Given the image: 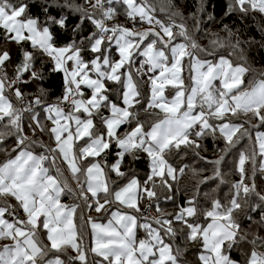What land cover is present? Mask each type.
Segmentation results:
<instances>
[{"label":"snow or ice","instance_id":"snow-or-ice-1","mask_svg":"<svg viewBox=\"0 0 264 264\" xmlns=\"http://www.w3.org/2000/svg\"><path fill=\"white\" fill-rule=\"evenodd\" d=\"M192 2L0 0V264H264V0Z\"/></svg>","mask_w":264,"mask_h":264},{"label":"trees","instance_id":"trees-1","mask_svg":"<svg viewBox=\"0 0 264 264\" xmlns=\"http://www.w3.org/2000/svg\"><path fill=\"white\" fill-rule=\"evenodd\" d=\"M76 3H83L84 0H75ZM178 4L180 6H184L185 4H188L190 5V7L187 9V11L185 12V15L188 14V12L192 11L194 8H195V4L192 2V0H177ZM224 0H213V7L216 8V5L217 4H223ZM216 11L218 13V15H222V12H223V9L222 8H216ZM32 12L34 14H39V10L37 8H33L32 9ZM67 10H65V13H62V14H66ZM77 21L75 19L72 20V23H76ZM225 23H231V22H236L237 24V27H240V23L239 21L236 20V17H232L230 19H225L224 20ZM261 18L259 16H257V19L255 21H247V23L249 24V26L251 27L252 24H258V23H261ZM192 21L191 20H188V24L189 26L191 27L192 25ZM207 20L205 18V24H207ZM221 24L220 23H215V24H210L208 25V30L210 31H214V30H220L221 29ZM253 34H256L255 31L253 30ZM256 38L259 39V34H256ZM200 42L202 44H207V39L206 38H201ZM253 57H254V66L256 67H261V66H264V58L260 57L258 54L254 53L253 54ZM60 84V80H59V77H56L54 79H52L51 81L48 82V87L51 89L52 92H54L55 94H59V89H58V86ZM241 119H243V117H241ZM260 130H264V129H260ZM44 139H47V137L45 136ZM202 143L205 145V147L207 148V151H202L201 152V155L202 156H206L208 157L209 159H212V158H215L216 156L219 155V152H218V148L219 147H223V142L222 141H214L213 139L211 138H207L205 139L204 141H202ZM243 143V142H242ZM228 160V164L231 165L232 163V160H233V157L232 156H229L227 158ZM179 163V161H177ZM186 163H193V164H198V163H202V162H199L198 160L196 159H192L191 158V154H189V157H186L185 158V161ZM259 164V160L257 161V166ZM252 165L251 163L249 162V164L247 165V168L248 169H251ZM225 172H226V178L231 180V181H235V180H238L239 179V176L236 175V174H233L231 169L230 168H227L225 169ZM210 171H206L204 173V175H210ZM251 173L249 172V175ZM257 184L261 187H264V175H261V173L259 171H257ZM185 184H191V179L189 176H186L184 177L182 180H181V183H180V187H183ZM212 187H215V185L213 184ZM221 192L219 193L220 195H223L224 193H226L228 191V186L227 185H222L221 186ZM205 191H207L208 189H204ZM181 193H177V198L180 199L181 197ZM180 202L182 203L183 200L181 199ZM164 206L169 210V211H172V207L168 204V202H164ZM191 259V257H190Z\"/></svg>","mask_w":264,"mask_h":264},{"label":"rangeland","instance_id":"rangeland-1","mask_svg":"<svg viewBox=\"0 0 264 264\" xmlns=\"http://www.w3.org/2000/svg\"><path fill=\"white\" fill-rule=\"evenodd\" d=\"M124 17L120 16L119 19L122 20ZM247 117H243V119H246Z\"/></svg>","mask_w":264,"mask_h":264},{"label":"built area","instance_id":"built-area-1","mask_svg":"<svg viewBox=\"0 0 264 264\" xmlns=\"http://www.w3.org/2000/svg\"><path fill=\"white\" fill-rule=\"evenodd\" d=\"M123 19H124V18H123ZM123 19H122V20H123Z\"/></svg>","mask_w":264,"mask_h":264}]
</instances>
